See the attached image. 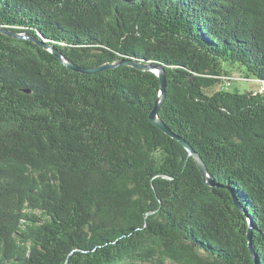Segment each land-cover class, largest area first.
<instances>
[{"label": "trees", "instance_id": "obj_1", "mask_svg": "<svg viewBox=\"0 0 264 264\" xmlns=\"http://www.w3.org/2000/svg\"><path fill=\"white\" fill-rule=\"evenodd\" d=\"M0 26L160 63L158 116L217 184L150 120L153 72L0 32V264H264V91L223 84L264 82V0H0Z\"/></svg>", "mask_w": 264, "mask_h": 264}, {"label": "water", "instance_id": "obj_2", "mask_svg": "<svg viewBox=\"0 0 264 264\" xmlns=\"http://www.w3.org/2000/svg\"><path fill=\"white\" fill-rule=\"evenodd\" d=\"M0 32L8 34V35H13L17 38H29V39L37 42L40 46L49 49L56 57L59 58V60L61 61V63L64 66H66L67 68H69L73 71H76V72H82V73L90 74V73L99 72V71H102V70H105L108 68H114V67L119 66V65H128V66H132V67H135L137 69H140V70H148V71L153 72L159 79V91H158L157 99L155 100V105L149 114L150 120L153 122V124H155L161 130H163L167 135L174 138L175 140H178L187 149L188 154L193 156V158L195 159L196 165L199 168L201 174L203 175L204 183L206 185L211 186V187H214L217 185L215 183L213 177L208 172L206 165L202 161L199 154L193 150V148L191 147V145L188 142H186L183 138H181L180 136L176 135L173 131H171L170 128H168L166 126V124L163 122V120L161 118H159V116H158V109H159V106H160L163 98L165 97V87H166L165 72H164L163 66L160 63H158V62H143V61L136 60L134 58L122 57L116 63H104V64H101L98 66L84 67V66H79V65L75 64L74 62L68 60L58 50H56L53 46L44 43L40 39H37L34 37H29L28 35H24V34H15L11 31H9L8 29H6L5 27H1V26H0ZM231 193H232V198H233V202H234L235 206L240 209V203L238 202L237 198L235 197V195L232 191H231ZM251 232H252V227H251V224H249L248 229H247V233H246V237H247V241H248V245L250 247V250L253 253V249L251 246Z\"/></svg>", "mask_w": 264, "mask_h": 264}, {"label": "rangeland", "instance_id": "obj_3", "mask_svg": "<svg viewBox=\"0 0 264 264\" xmlns=\"http://www.w3.org/2000/svg\"><path fill=\"white\" fill-rule=\"evenodd\" d=\"M228 76L223 77V84L229 91H244V90H253V91H264V82H258L254 79H247L242 77L241 73L238 70H229ZM228 83V84H227ZM216 88H220L216 86ZM142 264H149L147 262Z\"/></svg>", "mask_w": 264, "mask_h": 264}, {"label": "built area", "instance_id": "obj_4", "mask_svg": "<svg viewBox=\"0 0 264 264\" xmlns=\"http://www.w3.org/2000/svg\"><path fill=\"white\" fill-rule=\"evenodd\" d=\"M228 84V83H227Z\"/></svg>", "mask_w": 264, "mask_h": 264}]
</instances>
